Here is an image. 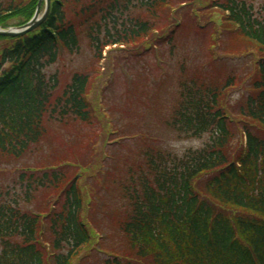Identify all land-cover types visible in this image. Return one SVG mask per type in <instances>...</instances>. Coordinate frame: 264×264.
<instances>
[{
  "label": "trees",
  "instance_id": "16d2710c",
  "mask_svg": "<svg viewBox=\"0 0 264 264\" xmlns=\"http://www.w3.org/2000/svg\"><path fill=\"white\" fill-rule=\"evenodd\" d=\"M38 1H0V27L26 25ZM154 46L172 100L157 127L148 97L141 122L116 127L100 65L117 69L106 102L121 118V65ZM84 47L88 65L64 76V53ZM163 128L208 142L182 156ZM0 173V264H264V3L52 0L39 29L0 38Z\"/></svg>",
  "mask_w": 264,
  "mask_h": 264
},
{
  "label": "rangeland",
  "instance_id": "374dc122",
  "mask_svg": "<svg viewBox=\"0 0 264 264\" xmlns=\"http://www.w3.org/2000/svg\"><path fill=\"white\" fill-rule=\"evenodd\" d=\"M4 1V4L8 1ZM259 3H264V0H259ZM195 47L192 46V49ZM154 50V48H152ZM120 54L115 53L114 58L116 59V63L120 61ZM123 56V53H122ZM162 58L165 63L162 64ZM64 69L62 73L64 76H69L71 73V69H80L86 65H88L91 60L90 52L88 47H84L83 55L81 57H69L64 54ZM163 65L164 69H161L160 66ZM121 69V79L116 82L115 88L113 89V96L122 99L121 105L125 103H129L128 114L119 118L116 114L115 117L111 115V106L107 105V98L109 97V93L112 89V85L114 84L117 78V69L114 67V63L109 66L108 62L103 64L105 72L102 74V79L99 80L100 83V96H103V100L99 99L100 105L103 104L107 110L110 108V112H108V116L112 119L114 126L119 127L118 124L124 122L126 125V121H129L132 117L135 118L137 122H141L140 118V103L143 98L148 97L149 104L154 105L155 103L163 104L160 105L159 108L155 112H148L146 115V122L152 127H157V111L161 109L162 106L168 107L169 103L172 100V97L169 96L170 87L175 86L174 81L169 80L168 72L170 70L168 64V58L166 56V47H162L160 50L151 51L148 55H145L142 58L124 60L122 63ZM56 69H53L54 72ZM161 72V76L165 79V81H160L158 78V74ZM166 75V76H165ZM162 84V85H161ZM161 85V86H160ZM135 91V94L130 95L128 92ZM149 95V96H148ZM114 99V98H113ZM120 107V106H118ZM105 112V110L103 109ZM166 111V110H165ZM107 115V114H106ZM129 115V116H128ZM111 124V125H113ZM120 128V127H119ZM162 140L164 143V147L173 152H176L180 155H184L189 150H198L201 149L208 138L203 140H190V141H178L175 140L170 132H166L163 128V133L161 134ZM113 150V149H112ZM111 148L108 151L109 156L115 157L114 151ZM102 152V150H101ZM31 165L30 162H27ZM111 162L106 164V170L109 171ZM26 165H22L25 167ZM20 168V167H19ZM105 177H103L102 184L105 186L108 183L109 177L106 176V182H104ZM8 185H12V176L11 174H6L4 177L2 173H0V189L7 187ZM104 190L105 187H104Z\"/></svg>",
  "mask_w": 264,
  "mask_h": 264
},
{
  "label": "water",
  "instance_id": "95a60500",
  "mask_svg": "<svg viewBox=\"0 0 264 264\" xmlns=\"http://www.w3.org/2000/svg\"><path fill=\"white\" fill-rule=\"evenodd\" d=\"M44 0H40L39 6H38V11L36 14V17L34 18V20L29 23L26 27L22 28V29H10L8 31H2L0 30V36L2 37H19L22 36L26 33H29L33 30H35L37 27L40 26V24L47 19L49 11H50V6H51V1L47 0V13L46 15L43 17L42 20H40V8L43 4Z\"/></svg>",
  "mask_w": 264,
  "mask_h": 264
}]
</instances>
